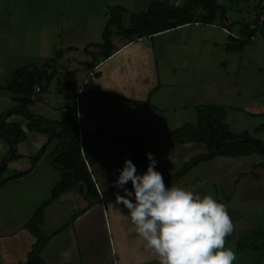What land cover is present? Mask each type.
<instances>
[{
  "label": "crops",
  "instance_id": "1",
  "mask_svg": "<svg viewBox=\"0 0 264 264\" xmlns=\"http://www.w3.org/2000/svg\"><path fill=\"white\" fill-rule=\"evenodd\" d=\"M157 1L162 0H0V117L20 104L21 94L5 88L13 71L41 66L62 52L53 63L61 74L36 91L32 97L38 100L26 114L13 111L6 118L21 126L26 139L14 145L21 157L7 162L0 187V264L27 258L37 238L25 224L61 177L54 165L63 149L59 137L29 130L28 113L61 121L74 103L81 149L88 153L100 199L91 200L78 184L45 208L41 230L56 232L42 250L48 264H159L136 233L128 209L102 200L104 192L116 188L125 159L133 161L139 146L146 156L154 154L167 186L235 202V232L226 237L235 244V264H264V245L237 251L242 236L264 230V167L257 166L262 156H217L188 165L206 153L200 142L180 143L174 136L184 124L197 123L198 105L215 104L225 108L224 121L233 133H249L264 143V36H254L242 50L233 48L243 39L241 23L264 15V0H217L224 12L213 23L195 21L130 39L114 34L108 56L94 46L85 52L87 45L103 42L112 6L129 10L123 19L129 26L132 12L142 13ZM167 2L177 7L186 0ZM93 131L100 133L96 144ZM44 146L33 165L31 158ZM11 148L0 133V162ZM223 161L235 168L226 187L220 174L207 172ZM148 164L147 158L144 172ZM247 182L252 185L245 187Z\"/></svg>",
  "mask_w": 264,
  "mask_h": 264
},
{
  "label": "trees",
  "instance_id": "2",
  "mask_svg": "<svg viewBox=\"0 0 264 264\" xmlns=\"http://www.w3.org/2000/svg\"><path fill=\"white\" fill-rule=\"evenodd\" d=\"M222 12H224V8L218 4L217 0H186L182 6L177 7L169 6L167 0H162L151 3L148 9L142 13L132 12L130 14L131 23L129 26H125L123 19L129 13V10L120 5L112 6L109 11V20L103 32V42L87 45L85 52L89 53L88 47L94 46L101 48L105 55L108 56L113 49L112 38L114 34L130 39L135 36L153 35L195 21L213 23ZM257 20L252 23H241L243 39L235 40L233 48L242 50L254 36H264V22L258 24L255 28H251V24L257 23ZM113 27L116 28L115 31H113ZM61 54L62 52L59 51L50 62H56ZM47 64L48 62L41 66L31 65L17 68L13 71L12 78L5 87L7 90L21 94V97L18 99L20 104L15 109L6 111L0 117V133L7 138L12 147L11 153L0 162V187L6 181L3 178V174L7 170V162L21 157L14 150V145L26 139V132L21 126L18 123L8 122L6 118L13 111H24L23 113L26 114L28 105L38 100V97L34 99L32 96L42 89H47L48 84L55 77V72H49ZM36 87H39V89L36 90ZM196 109L198 111L197 123H186L174 131V136L180 143L200 142L205 143L208 147L206 154L196 156L188 165L208 161L217 156L239 157L260 154L263 159L257 166L264 167V143L249 133H233L224 121L225 108L223 106L202 104L198 105ZM28 116L29 123L27 128L29 130L47 133L51 137L58 136L63 146L60 154H57L54 160V165L61 172L60 180L54 186L50 198L37 209L25 224V227L36 236L37 240L32 250L28 253L27 258L20 262V264H48L42 257V250L56 232L47 235L41 230L40 226L44 219L45 208L65 192L77 187L78 184H80L78 187L83 192L86 189L87 197L91 200L100 199V194L86 163L88 153L83 154L81 149L82 140L80 138L76 104L67 106L66 116L61 121H50L31 113H28ZM91 134L93 135V143H98L100 138L99 131H93ZM44 150L45 146L37 156L31 158L33 165L39 161ZM133 162L136 164L139 173L144 172L147 165L144 146H139L136 149L133 155ZM186 169L187 166L183 171ZM24 174L25 172H21L18 176ZM126 187L131 189V182ZM118 192L123 194V189L115 188L106 191L103 193L102 200L115 202ZM263 245L264 230L261 229L242 236L238 241L237 251L259 249Z\"/></svg>",
  "mask_w": 264,
  "mask_h": 264
},
{
  "label": "clouds",
  "instance_id": "3",
  "mask_svg": "<svg viewBox=\"0 0 264 264\" xmlns=\"http://www.w3.org/2000/svg\"><path fill=\"white\" fill-rule=\"evenodd\" d=\"M147 158L142 174L125 159L114 182L123 194H116L115 203L128 209L136 233L159 264H235L236 252L226 247V237L234 231L227 206L211 195L167 186L154 154L148 152Z\"/></svg>",
  "mask_w": 264,
  "mask_h": 264
},
{
  "label": "rangeland",
  "instance_id": "4",
  "mask_svg": "<svg viewBox=\"0 0 264 264\" xmlns=\"http://www.w3.org/2000/svg\"><path fill=\"white\" fill-rule=\"evenodd\" d=\"M219 2L220 3H227L228 1L227 0H219ZM125 22L129 23V20L127 19ZM47 68L49 69V72H55V77L54 78H56V76L58 74H61V73H59V70H60L59 67L57 65L51 63V62H48ZM58 80H60V78H58ZM59 84L62 86L61 80L59 81ZM198 144H200V146L203 147V151H205L204 153L208 152V147H207V145L205 143H198ZM255 157L258 158V159L261 158V156H258V155H255ZM223 158H227V157H223ZM223 160H225V159H223ZM207 172H213V173L220 174L222 176V179H223L224 187H226V183H227L228 180L233 181V177H235V168H230L229 166L227 167V164L224 161H223V163H217L216 165H213L210 168H207ZM251 185L252 184H248V182H247L245 187H249ZM231 188H232V191L235 192V183L234 182H231ZM224 204L227 206L229 215L231 216V218H232V220L234 222V218H235V202L234 203L233 202H230V203H225L224 202ZM234 232H235V229L230 234V236H233ZM226 247L232 248L235 251V244L232 243V242H226Z\"/></svg>",
  "mask_w": 264,
  "mask_h": 264
},
{
  "label": "built area",
  "instance_id": "5",
  "mask_svg": "<svg viewBox=\"0 0 264 264\" xmlns=\"http://www.w3.org/2000/svg\"><path fill=\"white\" fill-rule=\"evenodd\" d=\"M264 22V15H260V17L257 20V23L251 24V28H255L258 24H262Z\"/></svg>",
  "mask_w": 264,
  "mask_h": 264
},
{
  "label": "water",
  "instance_id": "6",
  "mask_svg": "<svg viewBox=\"0 0 264 264\" xmlns=\"http://www.w3.org/2000/svg\"><path fill=\"white\" fill-rule=\"evenodd\" d=\"M86 194H87V192H86Z\"/></svg>",
  "mask_w": 264,
  "mask_h": 264
}]
</instances>
